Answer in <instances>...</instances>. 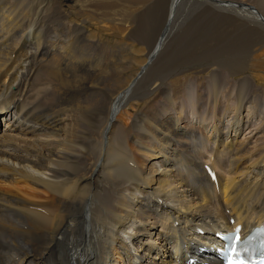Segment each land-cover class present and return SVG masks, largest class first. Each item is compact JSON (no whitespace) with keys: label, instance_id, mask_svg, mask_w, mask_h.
<instances>
[{"label":"bare ground","instance_id":"1","mask_svg":"<svg viewBox=\"0 0 264 264\" xmlns=\"http://www.w3.org/2000/svg\"><path fill=\"white\" fill-rule=\"evenodd\" d=\"M73 1L0 0V123L9 115L18 133L0 136V264H178V248L203 243L197 228L261 222L264 0H167L163 30L137 49L138 69L109 102L108 39L73 18L82 10ZM183 7L205 11L184 15L183 37L153 70ZM192 64L214 77L215 104L222 82L230 85L233 123L201 134L177 112L194 88L181 76ZM43 81L50 89L24 98ZM251 99L261 120L252 132L261 134L248 149L236 139L249 131L241 109ZM203 146L211 164L201 162Z\"/></svg>","mask_w":264,"mask_h":264},{"label":"rangeland","instance_id":"2","mask_svg":"<svg viewBox=\"0 0 264 264\" xmlns=\"http://www.w3.org/2000/svg\"><path fill=\"white\" fill-rule=\"evenodd\" d=\"M96 1H97L96 3H91L90 0H74L73 2H75L77 6L82 8V10L76 11L74 4L75 10L71 14H73V18L78 22L90 21L91 23L98 24L99 26L102 27V29H98L94 26L89 27L88 32H90V34H92L94 38L98 36H103L105 40L108 39L109 50H108V54L105 56H107V61L109 62L108 64L110 65L109 67L110 73L108 75L109 82L106 85L107 97L109 102L111 101V99L118 97L119 95L118 91L124 87L128 75H130L131 73H133L135 70L138 69L137 67L139 61L138 59L141 55L137 53V49L142 48V50H144L147 46L153 47L155 43L154 41L157 39V37H159L160 32L164 28L165 25L164 23L166 19L165 17L168 15L170 6L167 0H96ZM187 5L189 6V4ZM202 11L205 10L201 8V9H195L194 11L190 12L185 7L179 10L178 12L179 20L177 22V24H179L178 30H176V32L169 33L166 36L167 38L165 37L167 39L166 44H164V46L161 48V51L157 54V62L151 66L153 70H159L161 69L162 66L166 65L165 64L167 62L166 56H169L170 54L169 52L173 50L170 47L175 45L178 42V40L183 37V32H181L180 29L184 28L186 24L184 15H195ZM191 18L188 19V22H190ZM153 20H157V22L155 23L156 29L150 31L148 29V26L151 24ZM125 36H126L125 41H122ZM143 43H145V45H143L142 47L141 45ZM99 47L101 46L99 45ZM171 55L172 54H170V57ZM203 68L204 67L202 66L192 64L190 65V68H188L181 75L188 77L189 80L193 83L194 88L192 89L190 87L188 89L190 90L189 92L190 95L188 94L187 97H181L180 103L177 104L176 107H177V112H181L180 109H182L184 115L185 116L187 115V117H189L186 120L188 124L191 122L189 125L195 127L196 129L199 128L201 134L203 132L204 134H206L207 131L210 130L214 132L215 130L214 126L215 124L219 123V120L223 119L222 122L224 124H231L234 122L238 114L237 111H235L237 108V103L233 98L235 94L232 95V93H230V85L226 84V82H222L223 85L219 90L220 94L218 97V102H216L215 104L216 101L214 99L215 97L212 96L211 94H208V90L211 88L210 81H212V78L214 79V77L208 74V72L205 71ZM42 83L39 84L34 90L30 91L29 93H25L26 95L23 94L25 96L24 98L29 99L28 101L30 102L34 101L35 99H38L37 95L42 94L38 90L42 91L43 89H50V86L47 81L43 84ZM188 85L191 84L189 83ZM200 85L206 88V90L202 89L203 92L202 94L204 96L203 98L201 97L202 94H200L199 91L200 88H198ZM136 92L137 91H135L133 95H136ZM194 94H198V95H194ZM208 95L211 96L209 97ZM197 97H200V100ZM252 99L249 102L245 103L243 107L244 109L243 108L241 109V111H243V116L245 117L247 116L246 120L248 119L249 122L247 126L249 127V131L245 130L247 133L245 131L244 132L242 131L239 137L236 139L238 142L239 141L243 142L245 146H248V149L249 148L252 149V147H254L257 138H259L261 134L260 130L259 131L254 130V132H252L253 131L252 129H255L254 126L255 123L257 122L256 126H258L259 124L258 122L261 121L260 119H259L260 121L258 120L260 111L256 110L255 103L253 102ZM21 100L23 99L21 98ZM223 106H225L224 109L226 108L227 111L229 110L227 113L226 110L222 109ZM9 118H10L9 115H5L4 117L1 116L0 136L3 134L18 135V133L14 130L15 127L13 128L11 127L12 123L11 125L10 123H8L10 120ZM201 120L203 121V123ZM20 135L22 136V133ZM203 147L202 149H200L201 154L204 152L203 153L204 158H201V161L202 162L206 161V163L208 164L210 162L211 164L212 162L211 159L213 158L211 156L212 154L211 152H209L210 151L209 148L207 147L203 148ZM7 149L10 152H14L12 151V149H10V147H8ZM255 171L256 172H253L251 174L252 178L255 177L258 173L257 169Z\"/></svg>","mask_w":264,"mask_h":264},{"label":"snow or ice","instance_id":"3","mask_svg":"<svg viewBox=\"0 0 264 264\" xmlns=\"http://www.w3.org/2000/svg\"><path fill=\"white\" fill-rule=\"evenodd\" d=\"M230 264H237L236 261H230Z\"/></svg>","mask_w":264,"mask_h":264}]
</instances>
